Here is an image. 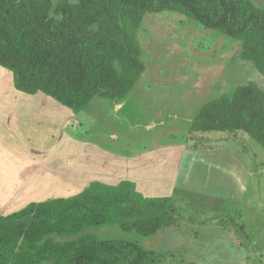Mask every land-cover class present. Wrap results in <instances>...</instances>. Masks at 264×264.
<instances>
[{
	"label": "rangeland",
	"instance_id": "rangeland-1",
	"mask_svg": "<svg viewBox=\"0 0 264 264\" xmlns=\"http://www.w3.org/2000/svg\"><path fill=\"white\" fill-rule=\"evenodd\" d=\"M138 38L146 71L123 104L97 97L75 113L38 93L29 115L0 120V207L132 179L172 198L178 226L146 237L116 225L87 232L136 238L168 252L163 264H264V148L244 131L192 130L203 104L250 80L264 88V74L242 60L240 42L177 11L147 13Z\"/></svg>",
	"mask_w": 264,
	"mask_h": 264
},
{
	"label": "trees",
	"instance_id": "trees-1",
	"mask_svg": "<svg viewBox=\"0 0 264 264\" xmlns=\"http://www.w3.org/2000/svg\"><path fill=\"white\" fill-rule=\"evenodd\" d=\"M167 10L240 42L241 58L264 74V8L252 0H0V66L17 90L75 113L97 97L120 103L146 71L138 38L145 15ZM192 130L244 131L264 148V88L250 80L211 99ZM180 216L171 197L146 195L134 181L93 180L74 195L0 215V264H163L168 252L87 230L116 225L153 236Z\"/></svg>",
	"mask_w": 264,
	"mask_h": 264
},
{
	"label": "crops",
	"instance_id": "crops-1",
	"mask_svg": "<svg viewBox=\"0 0 264 264\" xmlns=\"http://www.w3.org/2000/svg\"><path fill=\"white\" fill-rule=\"evenodd\" d=\"M78 1V0H77ZM76 0H71V2H77ZM257 5V4H256ZM242 60H244V59H242ZM245 61H247V60H245ZM237 62H239V60L237 59ZM248 62H250V61H248ZM236 64H239V63H236ZM2 67V66H1ZM0 67V68H1ZM2 69H5L7 72H6V77H8L9 76V84H7V85H5V84H3V85H0V120L5 116V117H7L8 116V114H15V113H17V115L16 116H18V117H20V116H23V117H26L27 115H29V112H28V110H27V106H31L32 104H34V103H36L37 101H33L32 100V96H36V94L35 95H32V94H27V93H25V92H22V91H19V90H17L16 88H15V86H14V81H13V73H11L10 74V70L9 69H6V68H2ZM10 71V72H9ZM8 75V76H7ZM248 82V81H247ZM246 83V82H245ZM236 87V86H235ZM234 90V89H233ZM46 95V94H45ZM47 97V96H46ZM48 98V97H47ZM52 99V98H51ZM53 100V99H52ZM55 101V100H54ZM55 102H57V101H55ZM58 104H59V102H57ZM124 103V101H122L121 103H119L120 105L121 104H123ZM35 106H37V103L36 104H34ZM60 105H62L61 103H60ZM17 106H21V107H19V109L18 108H16ZM63 106V105H62ZM10 107H12V108H10ZM28 107V108H29ZM39 109V108H38ZM29 111H31V110H29ZM37 112H39V114H41V111L39 110V111H37ZM198 113V112H197ZM19 114H22V115H19ZM17 117V118H18ZM9 118V117H8ZM22 118V117H21ZM14 126V124L13 123H11L10 124V128L11 127H13ZM4 128H6V127H4ZM3 145V143H2V139H1V137H0V147H3L2 146ZM12 151V150H11ZM10 151V152H11ZM15 152V151H14ZM16 153V152H15ZM123 157V156H122ZM124 158V157H123ZM124 160H127L128 162L129 161H134L135 160V158H134V160H130L129 158H124ZM137 160V159H136ZM135 162V161H134ZM175 168H179V165L178 166H175L173 169H175ZM122 180H131V181H134V180H132V179H127V178H124V179H122ZM122 180H120V181H122ZM101 181V180H100ZM120 181H117V182H112V183H118V182H120ZM104 182V181H103ZM135 182V181H134ZM106 183H108V182H106ZM90 184V183H89ZM88 184V185H89ZM136 184H137V188H138V190H140L141 192H143L144 193V191H142L139 187H138V183L136 182ZM87 185V186H88ZM86 187V186H85ZM84 187V188H85ZM83 188V189H84ZM82 189V190H83ZM82 190H80V191H82ZM80 191H75L74 193H72L71 195H74V194H76V193H78V192H80ZM144 194H146V193H144ZM71 195H69V196H71ZM146 195H149V196H165V195H160V194H151V193H148V194H146ZM63 196V195H62ZM59 197H61V196H59ZM49 199H51V198H49ZM44 200H47V199H44ZM44 200H40V201H44ZM31 202H33V201H31ZM30 203V202H29ZM28 204V203H27ZM27 204H25V205H27ZM25 205H22V206H19V207H17V208H15V209H11V210H9V211H6V212H4V210L3 209H5V208H2V207H0V209H2L3 211L2 212H0V215H7V214H9V213H11V212H13V211H16V210H18V209H20V208H22V207H24Z\"/></svg>",
	"mask_w": 264,
	"mask_h": 264
}]
</instances>
